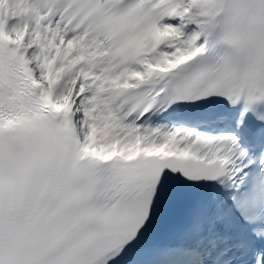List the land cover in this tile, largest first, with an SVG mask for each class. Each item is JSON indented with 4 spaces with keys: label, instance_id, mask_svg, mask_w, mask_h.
Instances as JSON below:
<instances>
[{
    "label": "snow or ice",
    "instance_id": "obj_1",
    "mask_svg": "<svg viewBox=\"0 0 264 264\" xmlns=\"http://www.w3.org/2000/svg\"><path fill=\"white\" fill-rule=\"evenodd\" d=\"M0 264H264V0H0Z\"/></svg>",
    "mask_w": 264,
    "mask_h": 264
}]
</instances>
